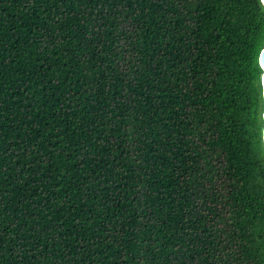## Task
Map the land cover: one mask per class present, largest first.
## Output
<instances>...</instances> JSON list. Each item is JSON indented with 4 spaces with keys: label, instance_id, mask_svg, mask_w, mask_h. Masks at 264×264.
<instances>
[{
    "label": "trees",
    "instance_id": "16d2710c",
    "mask_svg": "<svg viewBox=\"0 0 264 264\" xmlns=\"http://www.w3.org/2000/svg\"><path fill=\"white\" fill-rule=\"evenodd\" d=\"M263 48L261 0H0V264H264Z\"/></svg>",
    "mask_w": 264,
    "mask_h": 264
},
{
    "label": "snow or ice",
    "instance_id": "6c2138e0",
    "mask_svg": "<svg viewBox=\"0 0 264 264\" xmlns=\"http://www.w3.org/2000/svg\"><path fill=\"white\" fill-rule=\"evenodd\" d=\"M262 3H264V0H261ZM262 68H264V65L261 66ZM258 95L260 97H264V75H261L259 78V89H258ZM251 103H253L252 100L249 101V104L251 105ZM264 110V109H262ZM249 111H253V109L249 108Z\"/></svg>",
    "mask_w": 264,
    "mask_h": 264
},
{
    "label": "water",
    "instance_id": "95a60500",
    "mask_svg": "<svg viewBox=\"0 0 264 264\" xmlns=\"http://www.w3.org/2000/svg\"><path fill=\"white\" fill-rule=\"evenodd\" d=\"M262 65H264V48H263V50L261 51V54H260V66H262ZM262 69L264 71V68H262ZM263 138H264V126H263Z\"/></svg>",
    "mask_w": 264,
    "mask_h": 264
}]
</instances>
